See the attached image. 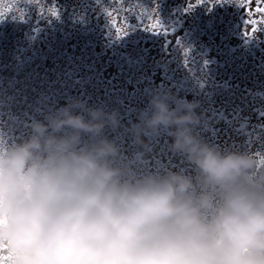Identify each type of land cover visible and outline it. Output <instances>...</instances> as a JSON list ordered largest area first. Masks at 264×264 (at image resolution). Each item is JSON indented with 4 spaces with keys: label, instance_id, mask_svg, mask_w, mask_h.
Returning a JSON list of instances; mask_svg holds the SVG:
<instances>
[{
    "label": "clouds",
    "instance_id": "9594fccd",
    "mask_svg": "<svg viewBox=\"0 0 264 264\" xmlns=\"http://www.w3.org/2000/svg\"><path fill=\"white\" fill-rule=\"evenodd\" d=\"M131 125L161 128L192 167L137 171L79 98L0 137V264H264V156L199 137L196 103L152 91Z\"/></svg>",
    "mask_w": 264,
    "mask_h": 264
},
{
    "label": "bare ground",
    "instance_id": "6f19581e",
    "mask_svg": "<svg viewBox=\"0 0 264 264\" xmlns=\"http://www.w3.org/2000/svg\"><path fill=\"white\" fill-rule=\"evenodd\" d=\"M257 6L264 7V0L259 5L257 0H0V137L23 138L30 131L28 123L42 120L46 112L63 106L60 100L76 98L81 91L89 90L91 96L102 92L106 99L134 93L139 81L154 73L138 70L149 67L144 59L148 57L139 55L137 44L136 54H131L126 37L149 48L161 37L160 47H171L177 56L165 51L160 61L171 69L155 76L164 90L180 81L182 98L194 101L195 109L205 108L198 114L195 133L209 144L220 139L232 148L239 143L232 126L244 121L255 127L256 138L231 150L264 156V14L255 11ZM157 19L161 27L146 30ZM247 20L256 24L245 25ZM127 25L138 34L117 36L115 30L123 33ZM253 27L258 31L246 37L243 30L251 32ZM247 72L248 86L254 79L253 87L261 95L253 107L247 102ZM84 83L88 86L82 87ZM152 91L147 79L137 92L147 98ZM134 101L136 107H149L147 99ZM106 105L102 103V108L110 110ZM135 109L122 111L119 125L111 134L104 130L105 135L114 141L120 127L122 139ZM165 135L169 136L167 131ZM141 139L149 144L147 138ZM129 145L130 141L122 142L119 148ZM138 148L148 160L147 149L139 144ZM175 165L179 171L190 166L183 157Z\"/></svg>",
    "mask_w": 264,
    "mask_h": 264
},
{
    "label": "rangeland",
    "instance_id": "374dc122",
    "mask_svg": "<svg viewBox=\"0 0 264 264\" xmlns=\"http://www.w3.org/2000/svg\"><path fill=\"white\" fill-rule=\"evenodd\" d=\"M236 8H242L244 10H246L244 7H236ZM129 18H135L134 16H130ZM116 31V30H115ZM126 33L128 36L133 37L135 35H137L138 33L136 32V29H133L130 26H126ZM143 31V30H142ZM117 32V31H116ZM181 32H178L177 34L179 35V37L181 36L180 34ZM140 34H143V32H140ZM120 35L125 36V34L123 35L122 32H120ZM156 39H158V42L156 43L154 48H149L148 46H142L139 43H134L131 41L130 38L126 37L125 40V46L129 47L130 52L132 54V52L134 53V55L136 54L137 51H135V47H137L138 45V51L140 52V56L143 54L145 55L147 58H144L145 61H147L148 64V68L144 69L142 66H139L138 70H143L145 72V74L147 75L146 71L151 70L154 74L152 76H155V73L157 75H161L163 73H168V71H170L171 66H169V64H167L166 62H161L160 58H165V51L172 55V56H177L176 53L171 47H160L162 45L163 42H161V37H156ZM137 44V45H136ZM156 53H158L159 55H155ZM62 55V54H60ZM149 55H151V57L149 58ZM153 55H155V58H153ZM64 56V55H63ZM83 66L85 67H91V66H87V64H83ZM216 70V68H214ZM238 69V68H237ZM173 72V70H172ZM220 72L223 73V70L220 69ZM250 72V70H249ZM250 73H246L245 77H244V81H245V85L246 88L248 87L250 94H249V99L247 100L248 105L253 107V104L257 102V99L261 98V95L256 91V89L253 87L254 83V79L252 80L251 84L248 83L250 82V77H249ZM146 77L144 76V78L139 81V84L137 85V87H134L136 91H134V93H127L126 95H122L119 97H110L109 99H106V95H104V93L99 92L97 94H91L89 93V90H85V91H81L80 94H77L76 98H79L83 101H86L87 104L89 106L92 107H102V103H106V107L110 108V110H105V111H113L115 110V112L117 113V116L122 117V111L124 110H130V108L132 106H134L136 109L133 111L132 113V117L129 118L128 120V130L124 131V136L122 139L120 138V133L122 131V129H119L120 127H118L117 129V134L116 138L114 139V142L120 147L121 143H127V141H130V145L129 148L128 146H123L120 151L123 155V157L128 160L130 162V164L137 170V171H143V170H152V171H165V170H172V171H179L178 167H176V162L178 157H182L180 154L178 153H174L171 151L170 149V144L172 142V138L170 136L165 135V132L167 131L166 129L161 128L160 131L158 132L157 135L155 136H151L148 134H141V138H147L149 141H147L149 144L147 145V156L146 158H148V160L143 159V156H141V153L138 152V144L135 143L134 138H133V134L131 132V125L133 124L132 121H135V118L138 117V113L140 111L141 106L136 107L135 104L137 102H135L134 100H144L147 99L146 98V94H141V97L138 95V92L140 93V91H142V88H144V83L146 82V80L148 79L149 82L151 83V85L154 87L155 91L159 90V91H168L171 92L174 96H178L177 94H179L178 98H182L181 94V82L179 81V83L177 84H173L170 90H164L165 86L162 84V81H160V77ZM177 79V78H176ZM47 86H51V85H46ZM88 84L84 83L82 84V87H87ZM45 93V90H44ZM245 94V93H244ZM183 99V98H182ZM107 100H110L109 102ZM117 100V103L114 104L113 101ZM42 101V100H41ZM61 103L63 105H65L66 103H68L70 100H60ZM110 103V104H109ZM199 105H201L202 103H198ZM207 108V107H206ZM141 109H146V108H141ZM147 110V109H146ZM200 110H205V108L201 107V108H197L194 109V111L197 113V115H201V111ZM131 111V110H130ZM248 113H252V111L247 110ZM118 119V118H117ZM120 119H118L119 121ZM136 122V121H135ZM115 129L111 128V127H106L105 131H107L109 134H111ZM232 130H233V134L236 137H239L238 141L239 142L236 146L232 147V148H237L238 145H246L247 142H251L253 138H256L254 133H255V127L253 126H248L244 121L243 122H237V124H235L234 126H232ZM234 135L228 133V137L229 138H233ZM25 137V136H24ZM237 142H233V144L237 143ZM211 144L217 146L218 148H220L222 151L225 150H231L232 148H229L230 146L226 145L224 143V141H221L220 139H214L213 142H211ZM135 153H139L138 156L135 155ZM173 154V156H172ZM164 155V156H163ZM163 156L162 160L161 157ZM172 157H173V161H172ZM168 161L170 163H173L172 168L169 167ZM158 165H162L159 166L158 169H152L151 166H158ZM185 172V174L188 175H192L193 174V167L190 165L187 169L183 170Z\"/></svg>",
    "mask_w": 264,
    "mask_h": 264
},
{
    "label": "snow or ice",
    "instance_id": "6c2138e0",
    "mask_svg": "<svg viewBox=\"0 0 264 264\" xmlns=\"http://www.w3.org/2000/svg\"><path fill=\"white\" fill-rule=\"evenodd\" d=\"M199 2H200V0H197V3H199ZM259 3H260V0H257V4H258V5H259ZM189 6L191 7V5H189ZM255 11H256L257 13L264 14V7L257 6V8L255 9ZM248 14H249V15H252L251 10H249V13H248ZM0 15H2V13H0ZM52 15H53V16H56V15H57V12L53 11ZM244 23H245V25L251 24V25L254 26V25L256 24V21H255V20H247V21H245ZM160 27H161L160 21H159V19H157L156 22H155L154 24L150 25L149 28H146V30L159 29ZM116 31H117V36H122V35H120V32H121L120 29H117ZM257 31H258V29H257L256 27H253L251 32L247 31L246 29L243 30V34H244L246 37H247V36H252V35H254ZM126 32H127V31H124V32H123V35L126 34Z\"/></svg>",
    "mask_w": 264,
    "mask_h": 264
}]
</instances>
